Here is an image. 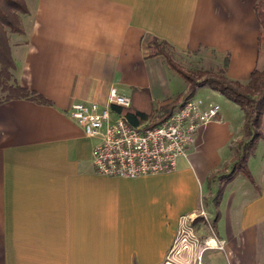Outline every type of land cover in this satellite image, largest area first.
<instances>
[{
  "label": "crops",
  "instance_id": "crops-1",
  "mask_svg": "<svg viewBox=\"0 0 264 264\" xmlns=\"http://www.w3.org/2000/svg\"><path fill=\"white\" fill-rule=\"evenodd\" d=\"M255 2L25 0L23 31L9 35L13 77L50 104H0V264H163L186 229L195 242L174 258L184 263L211 236L201 210L224 242L202 253L204 264H264V124L250 178L224 184L208 178L229 172L243 113L207 86L193 96L219 113L169 173L96 174V140L69 116L73 103L107 104L113 89L144 91L134 103L155 113L184 93L163 57L148 55L152 38L201 68L219 70L227 57L226 75L246 81L260 58Z\"/></svg>",
  "mask_w": 264,
  "mask_h": 264
},
{
  "label": "built area",
  "instance_id": "built-area-1",
  "mask_svg": "<svg viewBox=\"0 0 264 264\" xmlns=\"http://www.w3.org/2000/svg\"><path fill=\"white\" fill-rule=\"evenodd\" d=\"M130 105L129 97L113 89L105 105L73 103L70 107L69 116L86 137L96 140L91 162L98 175L134 179L174 171L179 159L188 158L198 130L214 121L219 113L218 105L192 96L159 125H132L123 113L112 107L127 109ZM199 216L211 235L204 240L202 249L184 263L174 259L184 258L195 242L183 229L163 264H204L202 253L206 249H224V242L217 239L205 211L201 210Z\"/></svg>",
  "mask_w": 264,
  "mask_h": 264
},
{
  "label": "trees",
  "instance_id": "trees-1",
  "mask_svg": "<svg viewBox=\"0 0 264 264\" xmlns=\"http://www.w3.org/2000/svg\"><path fill=\"white\" fill-rule=\"evenodd\" d=\"M253 9L260 27L257 38L258 53L264 57V0H256ZM26 13L27 6L24 0H0V104L5 101L18 99L50 104L42 95L22 87L14 81V63L11 57L9 35L22 33L20 15ZM148 49L150 57H163L167 66L184 80L187 87L186 91L179 94L173 102L162 107L159 113H155L150 108H147L149 105L143 104L140 107L134 103V97H139L142 93H145L144 91L134 89L130 97V107L127 109L114 107V110L123 113L132 125H138L146 120H151V126L159 125L170 116L178 103H182L184 100L192 97L197 88L207 86L236 104L243 113L242 136L234 143V159L230 165L229 172L225 174H212L208 180L212 181L217 178L221 183L226 184L237 173H242L250 178L247 160L254 153L257 142L262 137L264 60L261 68H255L248 79L241 82L233 80L226 75L227 57L223 61L222 68L216 71L201 69L185 70L174 60L173 48L167 42L152 38L149 41Z\"/></svg>",
  "mask_w": 264,
  "mask_h": 264
},
{
  "label": "rangeland",
  "instance_id": "rangeland-1",
  "mask_svg": "<svg viewBox=\"0 0 264 264\" xmlns=\"http://www.w3.org/2000/svg\"><path fill=\"white\" fill-rule=\"evenodd\" d=\"M25 1V0H24ZM23 15V14H22ZM20 22H21V15H20ZM22 26V25H21ZM173 58L174 60L180 65L183 67V69L185 70H189V69H201V70H214L216 71L217 69H214V68H201L199 66H196L195 64H191V62L189 61V58H187L186 56H182L180 54H176L175 52H173ZM263 60H264V57L263 55H260V58H259V64H258V68H261V65L263 63ZM264 124V115H263V118H262V123H261V132H262V125ZM234 147H235V144H233V151H234ZM178 248H176L177 250Z\"/></svg>",
  "mask_w": 264,
  "mask_h": 264
}]
</instances>
